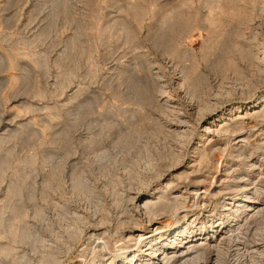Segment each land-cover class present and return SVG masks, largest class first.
Segmentation results:
<instances>
[{
	"label": "rangeland",
	"instance_id": "obj_1",
	"mask_svg": "<svg viewBox=\"0 0 264 264\" xmlns=\"http://www.w3.org/2000/svg\"><path fill=\"white\" fill-rule=\"evenodd\" d=\"M137 1L139 0H0V210L5 206V191L15 181L13 185L22 182L20 184L21 193L19 192L22 197L19 196V199L21 197V202L19 200L14 201H18L20 208L25 210L22 213V220L23 218L27 220V222L26 220L22 222L21 220L19 222L18 220L16 221L17 225L15 223V228H17V231L30 228L33 231H44L48 236H51L52 230L50 229H53V227L57 229L61 224V221L55 217L56 212L51 198L53 199L54 197V199L59 200V198H62V193L63 197L68 200L66 202L68 212L81 211L87 214L91 225L87 224L89 227L86 228V231L89 230L85 235L82 234L77 242L72 244L69 252L61 254V264H77V260L81 259V256L76 257V254L91 244L90 241L88 244L86 240L89 236L87 233H91L101 225L111 231L109 233L110 236L112 235L111 237L117 236V233H113L112 230L115 229L114 226L118 222V208L110 211V221L108 223L100 225L97 218L98 214L92 213V203L71 188L69 174L72 171L84 166L90 174L88 184L96 187V191H98L92 194V199L90 200L94 202L100 198L102 202L110 207L112 206L113 196L112 194L110 195V191L104 190L105 183L109 180L111 181L118 177L117 180L122 182L119 185L121 189L133 193L145 191V188L149 189L157 183L150 179L149 185L140 186L141 184L130 180L131 170L135 172V175L138 174L143 177H148L150 174L146 168L144 152H140L145 144L154 153L167 152L171 148V144H174V138H176L173 133L168 132L170 130L177 131L181 127L184 129L186 125L188 129L194 130L193 140H191L183 153L184 166H187L186 155H191L192 152L188 153V150L190 151L191 143L200 134L199 132L202 128L201 125L196 124L195 102L193 105L192 103L189 104L182 90L175 88L174 84H172L180 76V73L175 70V66L178 63L177 60L167 55L154 41L156 35L154 33H160V30L164 27L163 19L166 14L164 12L170 10L172 5L174 10L177 5L181 4L179 2H187V0H140L144 9L147 10L144 13H147L145 15L142 14L140 18L143 19H139V24L132 18L133 14H131L133 11L131 8L135 6ZM225 1L227 2V0ZM225 1L188 0V7L184 5V10L188 9L187 11L195 13L198 11L197 16L200 20L194 23L195 25L182 40L180 39L179 44L186 48L187 53L191 50L193 54L199 56V49L202 47L204 40L208 38L206 29L210 22L207 21L206 17L211 13H214L211 16L216 14L215 17H219L222 11L221 5ZM148 3L150 4L149 9L147 7ZM115 20L117 22L119 20V24L117 22L114 23ZM253 20L249 25L242 27L239 26L237 21L228 23L222 43L230 42L234 35L233 33L239 27V30H242V38L248 39L250 33L252 35V27L259 24L260 18L258 19V16L256 17L255 15ZM261 27L260 33L262 34L259 37L260 39L264 38V25L261 24ZM112 28H115V30L113 31ZM229 34L230 36L232 34V36L230 37ZM130 37L131 39H129ZM228 37L230 38L228 39ZM219 48L220 50H218ZM219 48L216 49L217 53L213 52L214 56L212 55L213 57L211 56L208 62H200L199 71L201 79L204 80H201V91L204 94V99L209 98L212 100L218 98L216 97L217 95L219 97L221 95L220 99L225 100L227 97L225 94L226 90L230 88L234 94L227 97L226 100L240 104L241 102L239 101L242 100L239 95L245 90L247 92L248 88L242 85L243 80L239 79L234 72H228L227 80L224 81L225 85L224 82L222 83L221 75L217 71L216 65L217 58L222 55L224 48L222 46ZM4 54H7V57L11 54V58L6 60ZM234 58L236 59H234L235 62L239 63L240 66L244 65L239 56L235 55ZM11 59H13V62ZM7 61L15 65L13 64L11 67ZM181 61L185 62V64L189 62V60H184V58ZM8 73L14 76L18 75L15 76V78H18L15 79L17 81L12 86L8 85L11 79L8 78L11 75L8 76ZM136 83L146 88V93L151 98L149 99L150 102L141 99L136 93L137 91L135 92V87L133 86ZM159 83L169 87L165 88L166 90H160L158 87ZM259 86V91H262L264 89L263 84L261 83ZM165 101L168 108L164 106L161 108L160 105ZM176 103L179 104L181 112L171 109V106L176 105ZM203 122L206 121H202L200 124H203ZM244 123L245 127L241 130L242 132L228 135L229 137H224L223 141L220 139L217 141L216 147H214L216 149L218 147L219 150L222 147L221 151L223 153H218V149L215 150L213 147L214 152L212 148L211 152L213 155L217 154L216 156L219 160L228 158L234 144H241L248 151L252 147L261 146L260 140L263 137L261 132H264V120L256 121L255 119L246 118ZM127 126L131 130L137 129L141 132V137L128 153H126V147L123 143L113 144L123 134L122 132L125 131V128H128ZM192 127L194 128L192 129ZM120 128L122 130L124 128V130L121 131ZM64 131H66L67 135ZM241 136L242 139L243 137L246 139L250 138L248 142L247 140L241 141ZM90 138L95 141L91 145L92 148H90L91 146H86ZM65 140L67 144H65V148L69 152L68 157L63 160V170L61 169L56 176L57 178L55 177L56 182L54 179L52 180L51 183L53 185L51 184L47 195L42 197L41 191L43 187L41 186L50 177L51 165H55V162L58 164L60 160V154L56 155L54 149L58 148L59 143ZM96 141L100 142V144ZM99 145L105 146L108 150V154L102 159L94 158L92 154V151L96 149L95 147ZM223 155L225 158L221 157ZM183 162L173 167H167V164L163 162L160 168L162 172L167 171L168 168L179 169ZM178 171H181V169ZM252 173L255 174L256 171ZM262 174L258 179H264V171ZM58 181L61 183L59 184ZM174 183L183 185L186 184V181L184 183L181 180H177ZM137 186L138 188H136ZM141 187L143 190H141ZM100 199L99 201H101ZM36 208H41L45 211L44 218L35 217L33 213ZM21 209L18 212L21 213ZM7 215L6 212L2 216L3 225L2 227L0 226V244L5 241L3 235L5 236L4 227L9 218ZM48 220L52 222L51 228L45 225ZM250 227L248 231H245L246 235H244V237L246 236V248L248 247L249 251L252 249L250 246L256 244L257 247L264 250V234L262 236L256 235L252 238L255 230L253 229V224ZM240 242L236 240L232 243L233 247H230L228 264H240L239 261H236L237 256L235 254L237 251L234 252L235 249L237 250L238 247H241ZM96 244H99V242ZM130 244L125 243L123 248ZM15 245L19 252L23 251L26 255L32 256L31 248L27 244L16 242ZM92 246L89 245L88 247L87 253L90 255L93 250ZM113 249V247L109 248L111 251ZM122 249H115L112 253H120L119 251H122ZM132 251L133 249L128 252L131 253ZM139 254V252L135 253V255ZM213 259L214 257L212 256ZM248 260L247 258L244 261L240 260V262L248 264ZM204 261H198L196 264H207L206 260Z\"/></svg>",
	"mask_w": 264,
	"mask_h": 264
},
{
	"label": "bare ground",
	"instance_id": "obj_2",
	"mask_svg": "<svg viewBox=\"0 0 264 264\" xmlns=\"http://www.w3.org/2000/svg\"><path fill=\"white\" fill-rule=\"evenodd\" d=\"M141 1L139 0L137 3L135 2V6H132L133 8H131L133 9L131 13L133 14V17H131L137 22H140L139 19H143L140 18L142 17V14L145 15L147 13H144V11L147 10L144 9ZM187 2L181 1L179 2L181 4L177 5L174 10L172 5L170 10L164 12L166 13L165 17L163 16L164 27L160 30L161 32L159 31L160 33H154L156 34L154 41L167 55L174 60L176 59L178 62L175 66V70L180 73V76L176 78V81H173L174 83H171L174 84L175 88H180L182 90L186 100L189 101V104L192 103L193 105L194 102L196 104L194 106V113L196 114L195 116H197L196 124L201 125L202 128L200 129V134H198L195 140L191 143L190 151L188 150V153L192 152L194 154L191 153V155H186L185 161L187 162V166H184L183 153L191 140H193L194 130L192 131L188 129L186 125V128L184 127V129H182L181 127L177 131H171L168 129L170 130L168 133H173L176 138H174L175 142L174 144H171V148H169L168 151L166 150L167 152H159V154L154 153L147 144L143 146L142 151L140 150V152H144L147 165L146 168L148 172H150V178H148L149 175L148 177H143L142 175H135V172H132L133 170L130 171L132 174L130 177L131 182L141 184L140 186H147L149 185V181H151L150 179H152L157 183L149 189L145 188V191L139 190L140 192L133 193L121 189L119 185L122 182L121 180H117L118 177L117 179L109 180L105 183V188L104 186L102 187L104 190L106 189L105 191H110V195L112 194L113 196L112 206L110 207L102 202V199L100 198L101 201H99V199L94 202L90 200L92 199V194H95L98 191H96V187L88 184L90 174L84 166L72 171L71 174H69L71 188L75 189L77 194L82 195L86 200H89L92 203V213L98 214L97 218L100 225L110 221V211L112 209L118 208L119 210V217L117 216L118 222L116 223V226H114L115 229L112 230L113 233H117V236L111 237L112 235L110 236L109 234L111 231L105 229L103 227L104 225H101L91 233H87L89 236L86 240L88 244L90 241L91 244L89 245H93V250L91 255L88 254V245L83 248L81 252L77 253L76 257L81 256V259L77 260V264H196L198 261L201 262V260L203 262L206 260L207 264H228L230 247L236 240L241 241V247H238L237 250L235 249L236 247L234 248V252L237 251L235 254V256H237L236 261H239L240 264H246V262H240V260L244 261L248 258L250 264H264V250L257 247L255 244L250 246L252 249L249 248L251 250L248 251V247L246 248L247 245L245 246L246 236L244 237V235H246L245 231H248L251 228V224H253V229L255 230H253L254 233L252 234V238L256 235L262 236L264 234V179H258L264 171V132H261L263 137H261V140L259 139L261 146L252 147L250 151H248L246 147H242L241 144H234L228 158L225 160L222 158L219 160L216 156L217 154L213 155L211 152L219 139L222 140L228 135L242 132L241 130L245 127L244 120L246 118L255 119L256 121L264 120V89L259 91V85L262 83L264 86V38H259L262 34L260 33L262 29L261 24L264 25V0H227V2L225 1V3L221 5L222 11L219 17H215L216 14L211 16V14L213 15L214 13L208 15V17H206L207 21L210 22L209 25L207 24L208 27L206 29L208 32V38L204 40L202 47L199 49V56L193 54L191 50V53H187L185 50L186 48L179 44L180 39L182 40V38L187 35L188 31L195 25L194 23L199 20V17L197 16L198 11L195 13L193 11H187L188 9H183L184 5H187L188 7ZM149 5L150 4L148 3V9ZM255 15L256 17L258 16V19L260 18L259 24L252 27V35L250 33L248 39H243L241 34L242 30L240 31L239 29L242 26L249 25ZM231 21H237L240 27L237 31H233V36L231 34V41L223 44V35L226 26ZM116 22L117 21L115 20L114 23ZM118 22L117 24H119ZM114 30L115 28L113 31ZM112 34L114 33L112 32ZM131 37L129 39H131ZM230 37H228V39ZM221 46L224 48V52H222V55L217 58V65H215L217 66V71H219V74L221 75L222 83L227 80L228 72H234L239 79L243 80L242 85L248 88L247 92L245 90L240 93L239 98L242 100L239 101L241 102L240 104L238 102L226 100L227 97L234 94L230 88L226 90L225 94L227 97L225 96V100L220 99L221 95L220 97L217 95L216 97L218 98L214 99L210 97L212 100L209 98L204 99V94L201 91V80H204L201 79L199 71L200 62H208L209 58L211 59L213 52H216V49ZM218 50H220V48ZM7 54H4L6 60H8L7 58H11V54L8 55L9 57H7ZM235 55L240 57L244 65L240 66L239 63L235 62ZM183 58L184 60H189V62L187 61L188 64L181 61ZM9 61L7 62L10 64H7L12 67L14 64H12L13 59H11L12 62ZM10 74L8 73L7 75L9 76ZM15 76L11 74L10 77H8L11 78L10 83L8 84L9 86H12L13 83L17 81L15 79L18 77L15 78ZM133 87H135V92L137 91L136 93L141 99L150 102L149 99L151 98L146 93V88L140 86L138 83ZM158 87L162 90L165 88L167 89L169 86L167 87L162 83L158 85ZM196 99L198 100L197 102ZM166 103V101L163 102L160 105L161 108L162 106L168 108ZM171 109L176 110L177 112L180 111L179 104L176 103V105H172ZM187 121H189V119H187ZM202 121L206 122L200 124ZM193 128L194 127H192V129ZM123 130L121 129V131ZM65 132L66 131H64V133ZM122 133L123 134H121L118 140L113 144L116 145L123 143L126 147V149H124L127 151L125 152L128 153L134 148L135 143H137V140L141 137V132L137 129L131 130L128 127L125 128V131ZM65 134L67 135V133ZM242 136L240 137L241 139ZM248 139L243 137L241 141L247 140L248 142ZM93 142L95 141L90 138L86 143V146L90 147ZM65 144L66 140L63 142L61 141L58 148L56 147L54 149L56 155L60 154V160L59 162L57 161L58 164L55 162V165H51V173L49 172L50 177L44 182L43 186H41L43 187L41 191V194H43L42 197L47 195L48 191H50L49 188L52 184V180L54 179L55 181V177L60 173L61 169L63 170L62 163H64L63 160L68 157L69 152L67 148H65ZM98 144H100V142ZM90 148H92V146ZM95 148L94 151H92L93 149L91 150L94 158L102 159V157H105L108 154L107 148L103 145H99ZM217 149L215 148V150ZM221 150L222 147L220 150L218 149V153L222 152ZM221 157H224V155ZM163 162L167 164V167L177 166L182 162L183 165L179 168L181 171H178V168V170L176 168V170L168 168L167 171L162 172L160 166ZM203 168L204 170H202ZM254 171H256L255 174L252 173ZM177 180H181L184 183L186 181V184H175L174 182ZM14 182L15 181H13V183ZM13 183H11L12 185L5 191V209L2 208L0 210L1 227L3 225V214L7 212V216H9L6 221V226L4 227L5 236L2 234L5 241L3 242L4 244H0V264H61V254L69 252L72 244L77 242L82 234L85 235L89 230L86 231V228L91 225L87 214H84L81 211L68 212L66 209V202L68 200L63 197L62 193V198H59V200L54 199V197L53 199L51 198L53 208L56 212L55 217L61 221V224L57 229L54 227L53 229H50L52 224L50 220L46 222L45 225L52 230L51 236H48L44 231H33L26 227L25 230H19V232L16 230L17 228H15V223L17 220L18 222L20 220L21 222L26 220H24V218L22 220V213L23 211L25 212V210H22L23 208H20V203H18V201L15 202L14 200H19L21 202L20 199L22 196L19 194L21 193L20 184L22 182H18L14 185ZM136 188H138V186ZM141 190H143V188ZM19 196H21L20 199ZM95 197L97 196L95 195ZM20 209L22 211L21 213L18 212ZM44 212L43 209L36 208L33 214L35 217L41 219L44 218ZM91 223L93 224V222ZM85 224H88L89 226H86ZM119 232L121 233L119 234ZM16 242L30 246L31 252L33 253L32 256L26 255L23 251L19 252L16 249ZM98 242L99 244H96ZM125 243L131 244L126 248H123ZM110 246L114 248L113 250L123 249L122 251H119L120 253L114 254L112 253L113 250H109V248H111ZM131 249H133V251L129 253L128 251ZM136 252H139L140 254L135 255ZM212 256L214 257L213 260Z\"/></svg>",
	"mask_w": 264,
	"mask_h": 264
}]
</instances>
